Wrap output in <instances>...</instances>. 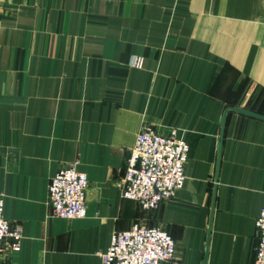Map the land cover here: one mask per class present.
I'll use <instances>...</instances> for the list:
<instances>
[{"label": "crops", "instance_id": "0c3cea01", "mask_svg": "<svg viewBox=\"0 0 264 264\" xmlns=\"http://www.w3.org/2000/svg\"><path fill=\"white\" fill-rule=\"evenodd\" d=\"M233 109L264 116V0H0V199L24 234L0 264H102L135 224L165 229L178 264H255L264 120ZM145 127L190 144L154 212L122 198ZM74 164L87 217H53L50 180Z\"/></svg>", "mask_w": 264, "mask_h": 264}, {"label": "built area", "instance_id": "2783aa9c", "mask_svg": "<svg viewBox=\"0 0 264 264\" xmlns=\"http://www.w3.org/2000/svg\"><path fill=\"white\" fill-rule=\"evenodd\" d=\"M130 65L141 68L143 59L132 58ZM189 142L177 129L159 131L145 127L136 137L126 161L122 198L137 202L146 212L159 210L184 187ZM89 180L77 164L59 170L48 186V206L56 218L74 220L87 217ZM255 264H264V207L256 220ZM24 234L5 217L0 199V263L10 253L22 249ZM176 243L163 228L133 225L114 234L111 246L101 254L102 264H178Z\"/></svg>", "mask_w": 264, "mask_h": 264}, {"label": "water", "instance_id": "95a60500", "mask_svg": "<svg viewBox=\"0 0 264 264\" xmlns=\"http://www.w3.org/2000/svg\"><path fill=\"white\" fill-rule=\"evenodd\" d=\"M233 110H235L236 112H238L240 114H243V115H247V116H250V117H255V118L264 120V116L249 112L247 110H242V109H233Z\"/></svg>", "mask_w": 264, "mask_h": 264}]
</instances>
